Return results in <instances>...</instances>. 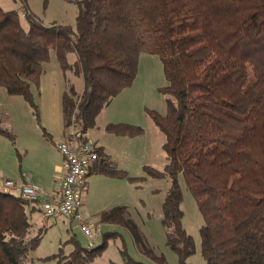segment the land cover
I'll return each instance as SVG.
<instances>
[{"label":"trees","instance_id":"obj_1","mask_svg":"<svg viewBox=\"0 0 264 264\" xmlns=\"http://www.w3.org/2000/svg\"><path fill=\"white\" fill-rule=\"evenodd\" d=\"M23 2V14L0 4V87L23 96L38 114L31 85L39 83L54 50L62 69L83 78L81 94L73 87L63 93L62 110L65 128L75 119L88 142L85 131L133 84L140 55L160 56L172 98L166 115L151 116L165 135L167 165L164 173L146 170L172 179L163 203L167 246L182 264L195 253L183 226V174L203 215L206 264H264V0H77L74 27L46 26ZM71 52L77 55L73 63ZM106 128L123 136L141 132L123 123ZM0 132L8 134L1 126ZM96 150L99 173L138 180ZM29 212L31 204L20 194L0 190V264H29L43 234H36ZM100 219L127 227L140 252L166 264L127 219L125 207L103 211ZM71 241V253L61 249L40 264H92L105 247Z\"/></svg>","mask_w":264,"mask_h":264},{"label":"rangeland","instance_id":"obj_2","mask_svg":"<svg viewBox=\"0 0 264 264\" xmlns=\"http://www.w3.org/2000/svg\"><path fill=\"white\" fill-rule=\"evenodd\" d=\"M23 1L0 0V4L6 10L15 9L23 14ZM25 2L30 12L39 17L46 26L76 25L77 0ZM21 21L23 26L28 28L24 16ZM76 60V53L68 54L70 63ZM168 85L160 56L142 53L133 84L113 99L97 116L95 125L85 131L84 137L88 138L90 143L106 147L129 176L138 178L132 182L126 179L125 193L115 202L118 204L112 207L101 200L98 194L90 193L93 203L89 205V210L100 214L114 207H125L127 219L134 224L148 248L156 255H162L166 264H182L177 254L167 246L162 225L163 203L171 188L172 179L167 174L154 177L146 170V167L162 173L166 170L167 156L163 147L165 135L151 113L167 114V100L172 98L165 92ZM71 87L77 94H81L83 78L75 71L62 69L54 50L50 51V59L44 65L39 83L31 85L38 114L23 96L9 95L0 87V126L8 133L0 132V188L9 179L17 181L16 176L22 168L42 176L52 171L58 163L60 152L56 146L61 142L65 129L62 96ZM109 122L132 125L140 128L141 132L136 135H115L106 128ZM114 135L120 136L119 143L114 139ZM178 182L183 196V226L195 243V253L187 259L186 264H206L202 256L203 215L197 199L187 187L183 174L178 176ZM12 191L19 195L18 191ZM85 194L86 192L83 193L82 201ZM29 215L36 234L39 230L43 231L39 246L30 253L29 264H40L41 258L55 255L61 249L68 255L74 250L72 238L79 241L81 246L90 247V240L82 233L77 220L71 217L48 218L42 210L31 211ZM98 217H91L88 224L94 230L99 229V235L93 242L94 246L105 247L92 264H159L138 250L134 236L127 227L122 224L103 223ZM84 220L86 221L85 218ZM129 258L132 261H129ZM48 264L57 263L53 260Z\"/></svg>","mask_w":264,"mask_h":264},{"label":"built area","instance_id":"obj_3","mask_svg":"<svg viewBox=\"0 0 264 264\" xmlns=\"http://www.w3.org/2000/svg\"><path fill=\"white\" fill-rule=\"evenodd\" d=\"M63 156L65 176L55 183V191L49 195L37 184L16 183L7 180L4 191H18L19 194L43 211L48 218L72 217L78 221L82 233L90 240V247L99 235V229H92L84 220L81 209L82 196L86 189L87 177L91 166L99 160L96 146L82 140L80 126L72 120L64 141L57 145Z\"/></svg>","mask_w":264,"mask_h":264},{"label":"crops","instance_id":"obj_4","mask_svg":"<svg viewBox=\"0 0 264 264\" xmlns=\"http://www.w3.org/2000/svg\"><path fill=\"white\" fill-rule=\"evenodd\" d=\"M110 123L112 122H109L108 124ZM66 135H67V129L65 128L61 135V142L65 140ZM113 137L117 141V143H119L118 141H120L121 139L120 136L114 135ZM86 140L88 142L90 141L88 138H86ZM93 144L96 146V148L103 150L104 153L108 155L110 159L114 161L120 169L126 171L125 169L120 167L119 163L114 159V155L110 151H108L106 147H104L101 144L99 145L97 143L96 144L93 143ZM59 154H60V159L58 160V163L54 165L52 171H50L49 173L43 174L42 176L40 175L37 176L33 174L30 170L22 168L20 171V174L16 176V179L18 182L15 180L13 181L19 184L20 183H34V184L41 186L43 190L47 192L49 195L53 194L55 191V183L62 180V178L65 176V171L63 168L64 159L61 153ZM100 164H101V160H98L97 162H95L91 166L90 168L91 171L87 177V185L84 191V193L86 192V194L83 200L85 204L83 203L82 209H81L82 214L84 218L86 219L87 223L90 222L91 217L93 216L98 217V214H99V213H93L92 211L89 210V205L93 203V198H91L90 193H94V195L98 194L99 198L107 202L108 204H111L110 205L111 207L118 204L115 202H117V200H119L123 196V193H125L124 190L126 188V184H125L126 179L110 177V176H106L104 174L99 173L98 169L100 167ZM4 184H2V188H0V190L3 189ZM31 211H41V210L35 206H31ZM100 214L98 217L99 219H100ZM39 220H41V218Z\"/></svg>","mask_w":264,"mask_h":264}]
</instances>
